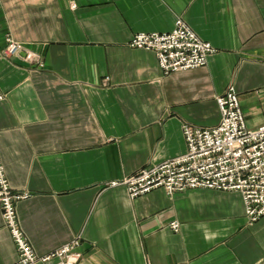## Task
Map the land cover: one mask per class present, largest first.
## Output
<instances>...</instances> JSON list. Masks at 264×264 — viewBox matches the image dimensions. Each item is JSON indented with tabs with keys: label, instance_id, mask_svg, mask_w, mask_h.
<instances>
[{
	"label": "crops",
	"instance_id": "1",
	"mask_svg": "<svg viewBox=\"0 0 264 264\" xmlns=\"http://www.w3.org/2000/svg\"><path fill=\"white\" fill-rule=\"evenodd\" d=\"M177 17L217 51L166 75L129 42ZM9 35L25 49L5 57ZM231 86L264 124V0H0V153L36 252L79 236L78 264H261L264 216L240 192L106 186L184 154V124H218ZM17 259L0 205V264Z\"/></svg>",
	"mask_w": 264,
	"mask_h": 264
},
{
	"label": "built area",
	"instance_id": "2",
	"mask_svg": "<svg viewBox=\"0 0 264 264\" xmlns=\"http://www.w3.org/2000/svg\"><path fill=\"white\" fill-rule=\"evenodd\" d=\"M6 41L1 51L5 57L25 49L23 43L10 35ZM129 45L153 51L166 75L205 66L217 51L182 17H177L172 31L136 33ZM217 102L221 113L218 124L211 127L184 124L187 144L184 154L144 167L124 179L109 181L106 186H124L131 198L159 188L168 195L199 188L238 191L243 196L249 221H259L264 216V124L248 127L234 86L217 96ZM28 196V192L16 191L11 186L0 153V205L4 225L18 251L14 264H78L82 244L79 236L46 254L36 252L18 214V203ZM171 227L178 231L180 223L173 221Z\"/></svg>",
	"mask_w": 264,
	"mask_h": 264
},
{
	"label": "water",
	"instance_id": "3",
	"mask_svg": "<svg viewBox=\"0 0 264 264\" xmlns=\"http://www.w3.org/2000/svg\"><path fill=\"white\" fill-rule=\"evenodd\" d=\"M261 264H264V261Z\"/></svg>",
	"mask_w": 264,
	"mask_h": 264
}]
</instances>
